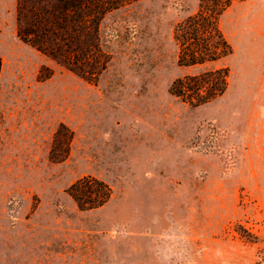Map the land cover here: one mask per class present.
<instances>
[{
    "label": "rangeland",
    "instance_id": "374dc122",
    "mask_svg": "<svg viewBox=\"0 0 264 264\" xmlns=\"http://www.w3.org/2000/svg\"><path fill=\"white\" fill-rule=\"evenodd\" d=\"M0 0V264H264V0L219 18L230 56L181 68L172 29L198 0H140L99 24L88 83L16 37ZM226 67L224 93L189 107L183 76ZM70 133L50 149L59 126ZM110 188L79 211L67 188Z\"/></svg>",
    "mask_w": 264,
    "mask_h": 264
},
{
    "label": "trees",
    "instance_id": "16d2710c",
    "mask_svg": "<svg viewBox=\"0 0 264 264\" xmlns=\"http://www.w3.org/2000/svg\"><path fill=\"white\" fill-rule=\"evenodd\" d=\"M140 0H15L17 39L67 71L94 84L105 71L109 55L102 49L99 24L107 14ZM234 0H198L196 11L172 29L176 45V65L202 66L231 55L232 49L219 28V18ZM226 67L187 75L174 80L170 95L189 107H199L220 97L227 86ZM63 141L60 143V139ZM70 133L63 126L55 131L50 149L63 146L66 154ZM79 211L103 206L110 188L100 180L83 177L66 191Z\"/></svg>",
    "mask_w": 264,
    "mask_h": 264
},
{
    "label": "crops",
    "instance_id": "0c3cea01",
    "mask_svg": "<svg viewBox=\"0 0 264 264\" xmlns=\"http://www.w3.org/2000/svg\"><path fill=\"white\" fill-rule=\"evenodd\" d=\"M15 3V2H14ZM14 13H15V4H14Z\"/></svg>",
    "mask_w": 264,
    "mask_h": 264
}]
</instances>
